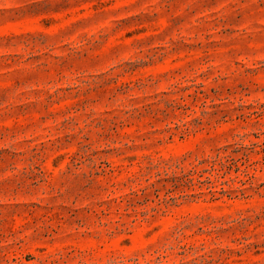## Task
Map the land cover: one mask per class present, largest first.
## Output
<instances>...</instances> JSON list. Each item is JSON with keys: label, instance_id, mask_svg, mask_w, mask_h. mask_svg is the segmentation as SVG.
<instances>
[{"label": "rangeland", "instance_id": "obj_1", "mask_svg": "<svg viewBox=\"0 0 264 264\" xmlns=\"http://www.w3.org/2000/svg\"><path fill=\"white\" fill-rule=\"evenodd\" d=\"M0 264H264V0H0Z\"/></svg>", "mask_w": 264, "mask_h": 264}]
</instances>
